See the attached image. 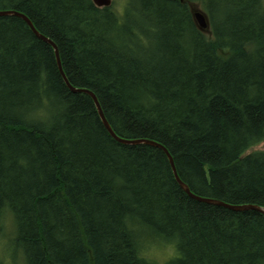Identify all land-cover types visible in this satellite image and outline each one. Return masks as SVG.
I'll use <instances>...</instances> for the list:
<instances>
[{
    "label": "trees",
    "instance_id": "16d2710c",
    "mask_svg": "<svg viewBox=\"0 0 264 264\" xmlns=\"http://www.w3.org/2000/svg\"><path fill=\"white\" fill-rule=\"evenodd\" d=\"M116 2V3H115ZM0 0L54 42L114 133L190 191L264 208V1ZM192 6L208 17L210 37ZM0 264H264V215L190 198L124 145L53 48L0 17ZM4 232V231H3ZM156 244V245H154Z\"/></svg>",
    "mask_w": 264,
    "mask_h": 264
},
{
    "label": "water",
    "instance_id": "95a60500",
    "mask_svg": "<svg viewBox=\"0 0 264 264\" xmlns=\"http://www.w3.org/2000/svg\"><path fill=\"white\" fill-rule=\"evenodd\" d=\"M92 2L95 4V6L97 8H109V7L112 6V2L113 1L112 0H92ZM191 9H192L194 21H195L196 25L198 26V28L202 32H204L206 34H209L210 25H209V20H208L207 15L200 8H198L197 6L194 7V8L192 6ZM9 16L18 17V18L22 19L27 24V26L32 31V33L38 39H40L41 41L49 44L53 48L54 53H55V57H56V61H57V65H58V69H59V72H60V74H61V76L63 78L64 83L66 84L68 89L70 91H72L73 93H84V94L89 95L92 98L104 128L107 130V132L110 134V136L114 140H116L117 142H119L121 144H124V145H139V144H143V145H149V146H153V147H157V148L161 149L165 153V155L167 156V158L169 160V163H170V166H171V169H172V172H173V175H174V178H175L177 184L184 191V193H186L190 198H192V199H194L196 201L202 202V203H206V204H210V205H214V206L224 207V208L230 209V210L235 211V212H243V211L252 210V211H256V212L264 215V208H262V207L253 206V205L233 206V205H228V204H225L223 202L216 201V200H213V199H207V198L199 197V196L193 194L190 191L189 187L185 183H183L182 180L180 179V177H179V175H178V173L176 171V167H175L174 161L172 159V156L170 155V153L167 151V149L165 147H163L162 145H160V144H158L156 142L150 141V140H143V139L130 140V139H123V138L118 137L114 133V131L111 128L110 124L108 123L107 119L105 118L104 113L102 111V108H101L96 96L91 91H88V90H85V89L75 88L69 83L67 77L64 74L63 67H62L61 60H60V56H59V51H58V48H57L56 44L54 42H52L50 39H48L45 36H43L42 34H40L36 30V28L34 27L32 22L24 14L16 12V11H0V17H9Z\"/></svg>",
    "mask_w": 264,
    "mask_h": 264
},
{
    "label": "rangeland",
    "instance_id": "374dc122",
    "mask_svg": "<svg viewBox=\"0 0 264 264\" xmlns=\"http://www.w3.org/2000/svg\"><path fill=\"white\" fill-rule=\"evenodd\" d=\"M113 1V0H112ZM115 1V0H114ZM264 1V0H263ZM113 3V2H112ZM116 3V2H115ZM124 0H117V4L115 5V11H121L122 6L124 5ZM196 6H193V8ZM209 37L210 35L207 34ZM264 151V141L254 147H252L250 150L247 151V154L254 153V152H262ZM4 231V232H3ZM10 233L5 229H0V257L6 258V253L8 251V238L10 237ZM156 245V244H154ZM157 247L153 245H147L144 248V255L152 260L157 262L158 264H166L167 262L171 261L173 258L177 256H173L175 254L174 249L171 246L165 247L164 244L159 243L156 245ZM2 258V259H4Z\"/></svg>",
    "mask_w": 264,
    "mask_h": 264
}]
</instances>
